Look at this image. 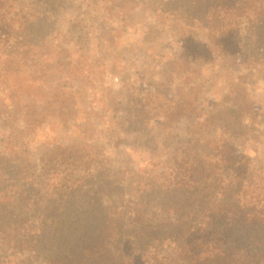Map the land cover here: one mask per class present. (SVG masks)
<instances>
[{
    "label": "trees",
    "instance_id": "16d2710c",
    "mask_svg": "<svg viewBox=\"0 0 264 264\" xmlns=\"http://www.w3.org/2000/svg\"><path fill=\"white\" fill-rule=\"evenodd\" d=\"M65 2L0 0L2 68L26 75L23 63L38 56ZM163 4L173 18L204 24L221 53L232 52L231 44L252 57L264 49V0ZM186 53V68L202 57ZM4 105L0 100V264H264V168L228 140L189 139L159 170L114 167L84 141L57 145L39 168L26 154L31 129L11 119L21 108ZM232 112H209L208 127Z\"/></svg>",
    "mask_w": 264,
    "mask_h": 264
},
{
    "label": "rangeland",
    "instance_id": "374dc122",
    "mask_svg": "<svg viewBox=\"0 0 264 264\" xmlns=\"http://www.w3.org/2000/svg\"><path fill=\"white\" fill-rule=\"evenodd\" d=\"M163 1L66 0L38 56L23 63L30 82L20 90L26 75L2 68L1 53L0 100L21 108L11 119L31 129L26 154L36 166L57 145L85 141L114 167L159 170L201 137L226 139L264 168V49L221 53L204 24L169 16ZM186 49L202 55L189 68ZM229 107L208 127L209 112Z\"/></svg>",
    "mask_w": 264,
    "mask_h": 264
}]
</instances>
